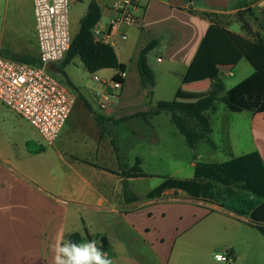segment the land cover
Listing matches in <instances>:
<instances>
[{"label": "crops", "instance_id": "0c3cea01", "mask_svg": "<svg viewBox=\"0 0 264 264\" xmlns=\"http://www.w3.org/2000/svg\"><path fill=\"white\" fill-rule=\"evenodd\" d=\"M91 1L70 0V8L73 4L83 7L81 20ZM95 1L102 13L96 27L107 33L116 16L115 0ZM189 1L141 0L137 25H123L112 31L110 45L126 66V75L122 92L110 109L101 110L93 93L96 107L84 100L88 115L72 121L77 98L53 144H47L32 125L39 135L33 133L11 142L0 139V264H54L53 246L74 232L81 233L87 242L91 235L99 248L101 239L106 238L108 247L104 252L113 264H261L264 260V253L261 254L264 235L248 216L215 201L192 198L181 189L170 188L159 196L149 197L156 187L143 188V182L157 176L149 170L148 161L156 155L157 115L138 116L151 109L143 100L147 90L138 70L140 51L157 41L148 54L156 78L154 94L158 84L156 63L165 64L159 73L166 71L178 77L176 98L179 94L190 98L206 94L212 87L209 64L218 66L221 76L234 77L236 71L241 75L244 62L250 61L223 28L204 14L235 15L264 0L255 4L247 0H197L193 7ZM233 33L244 35L243 31ZM0 55L37 64L36 24L29 36L19 35L14 43L0 45ZM63 62L50 65V72L63 67ZM195 66L199 67L200 76L188 81L186 78ZM105 71L112 73L102 80L119 73L118 69L101 70ZM200 86L205 89L202 94L195 91ZM248 112L252 114L253 125L257 115L264 114ZM97 115L118 122L107 121L103 127L97 122ZM212 147L218 151L215 144ZM253 151L264 162V145L255 142L250 152ZM233 156L230 153L228 160ZM138 159L147 176H126L136 167ZM196 164L191 163L194 169L190 178L194 177ZM169 177L177 178L173 174ZM132 195L140 199L135 200ZM251 230L258 235L251 234ZM217 254H223L227 260L218 261Z\"/></svg>", "mask_w": 264, "mask_h": 264}, {"label": "trees", "instance_id": "16d2710c", "mask_svg": "<svg viewBox=\"0 0 264 264\" xmlns=\"http://www.w3.org/2000/svg\"><path fill=\"white\" fill-rule=\"evenodd\" d=\"M244 12L255 14L252 8H247L235 15L219 13H205L204 15L223 28L255 68L256 75H261L264 78V38L252 37L249 23L241 18ZM101 16L99 4L95 0L91 1L87 14L80 20L78 32L72 38L71 47L63 62L64 66L75 57H79L90 73H96L104 69L126 71V66L120 63L112 45L94 40L92 30L99 23ZM237 20L241 23L244 35L228 30L229 26ZM261 28L264 31V19L261 22ZM156 46L157 41H152L140 51L138 57L140 79L149 97L154 94L156 78L149 64L148 54ZM256 75H252L232 89L226 90L225 83L220 77V69L211 63L208 66V78L212 82V87L208 93L195 98L184 97L179 94L175 100H160L155 107L147 112L139 113L138 116L147 118L148 116L168 112L171 114V122L185 137L190 148L196 149L202 140L214 146L211 138L213 128L209 111L215 110L217 102L224 103L232 112L264 113V89L257 81ZM199 76V67L195 66L186 79L194 81ZM113 78L124 82L118 75ZM187 98H194V100L190 102L182 101V99ZM87 107L90 108L89 104H87ZM96 120L103 127L107 121L118 122L102 115H97ZM125 174L131 177L147 176L140 167V159H138L136 167ZM161 178L163 179L162 183L148 194L149 197L159 196L167 189L176 188L184 190L192 198L215 201L219 192L222 191L239 202L238 208L235 206L229 207V210L241 216L251 215L253 220L251 224L264 235V225H262V223L264 224V162L257 151L241 156H233L230 160L222 163L197 162L194 177L190 179H178L169 176H161ZM125 194L129 196L127 189ZM248 195H252L254 199H247L246 196ZM132 198L135 200L140 199L134 195H132ZM67 240L83 243L84 238L81 233L74 232L65 236L64 241ZM88 240L92 241L93 237L88 235ZM107 247L108 242L103 237L100 248L104 252Z\"/></svg>", "mask_w": 264, "mask_h": 264}, {"label": "rangeland", "instance_id": "374dc122", "mask_svg": "<svg viewBox=\"0 0 264 264\" xmlns=\"http://www.w3.org/2000/svg\"><path fill=\"white\" fill-rule=\"evenodd\" d=\"M259 0H247L249 4H255ZM255 14L244 12L241 18L249 23L250 33L252 37H263L264 31L261 28L263 17V2L252 7ZM83 14L81 5L73 4L69 11L70 31L73 35L79 30L80 18ZM35 27L34 6L32 0H0V45H9L14 43L19 35L29 36ZM233 32L242 31L241 23L237 20L229 26ZM153 58V57H152ZM245 66L243 73L240 75L235 72L234 77L221 76V80L225 83L227 89L232 88L242 78L248 75H256L253 66L250 63L244 62ZM165 64L156 63L155 72L157 73L158 84L154 96H144V104L150 108L155 107L159 100H174L175 88L178 87L180 81L178 77H172L170 73L162 71ZM111 71L90 73L85 69L81 59L75 57L73 61L67 65L51 71V74L60 82L68 85L79 99L72 114V121L84 119L88 115L84 100L92 103V94L100 89L99 83L94 79V75L104 78ZM259 84L264 87V78L261 75H256ZM204 87L200 86L195 89L196 92L202 94ZM122 90L119 92V94ZM95 98V97H94ZM95 101V100H94ZM97 104V103H96ZM214 132L212 141L218 147V151H214L213 147L202 140L196 149H192L186 143L185 137L179 133V130L171 122V114L163 112L154 118L155 126V156L149 158V170L155 171L157 176L143 182L144 189L157 187L163 179L161 176L176 175L177 178L186 179L193 175L192 162H207L209 160H228L229 154L239 156L243 153L254 150L255 142L264 145V114H258L257 120L253 125L251 118L252 114L248 111L238 113L232 112L222 103L217 102L215 110L209 112ZM0 139L8 142L19 140L25 136H31L33 133L39 135L31 124L16 114L13 110L0 102ZM178 133V134H177ZM221 190V189H220ZM247 199H254L252 195L246 196ZM215 202L222 204L225 208L239 207V202L234 198L227 196L220 191ZM237 207V208H238ZM253 222L251 215H247ZM262 225H264L262 223ZM251 234H256L251 230ZM262 237V236H261ZM261 245V254L264 253V238ZM237 241L241 243V238ZM254 242V236L252 235ZM87 241L84 240L83 243ZM252 242V243H253ZM225 253V251L223 252ZM262 259V257H261ZM219 264H227L220 262ZM264 264V260L261 261Z\"/></svg>", "mask_w": 264, "mask_h": 264}, {"label": "built area", "instance_id": "2783aa9c", "mask_svg": "<svg viewBox=\"0 0 264 264\" xmlns=\"http://www.w3.org/2000/svg\"><path fill=\"white\" fill-rule=\"evenodd\" d=\"M32 1L39 49L38 63L31 64L0 55V102L27 120L47 144H53L77 100L72 89L57 80L49 70L50 65L65 60L71 47L70 0ZM140 2L115 0L116 16L111 20L110 31L104 33L95 27L92 30L94 40L110 44L112 31L123 25H137ZM196 2L190 0L189 6L193 7ZM117 75L124 80L126 73L119 71ZM94 79L100 85V89L95 92L99 108L108 110L119 98L124 82L114 78L102 80L97 75H94Z\"/></svg>", "mask_w": 264, "mask_h": 264}, {"label": "clouds", "instance_id": "9594fccd", "mask_svg": "<svg viewBox=\"0 0 264 264\" xmlns=\"http://www.w3.org/2000/svg\"><path fill=\"white\" fill-rule=\"evenodd\" d=\"M55 252L54 264H113L107 253L97 247L95 240L86 243H76L71 240L53 246ZM218 261H224L223 254H217Z\"/></svg>", "mask_w": 264, "mask_h": 264}]
</instances>
